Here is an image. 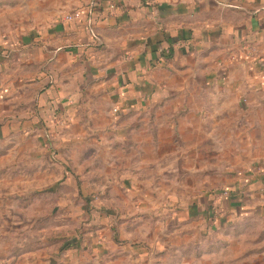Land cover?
Here are the masks:
<instances>
[{"label":"crops","instance_id":"1","mask_svg":"<svg viewBox=\"0 0 264 264\" xmlns=\"http://www.w3.org/2000/svg\"><path fill=\"white\" fill-rule=\"evenodd\" d=\"M72 12L80 19L65 21ZM148 119L152 128L144 127ZM238 131L260 137L261 156L250 165L236 157L224 166L218 157L210 169L197 165L201 178L220 169L228 188L182 207L177 223L213 203L227 216L264 218V0H0V202L16 200L13 210L0 208L4 217L20 215L27 192L47 181L62 180L59 187L80 200L78 182L95 183L94 168L109 170L95 172L105 185L110 170L134 166L126 153L135 147L145 154L159 137L167 138L168 160L181 152L180 138L188 164L196 152L197 162L204 153L215 159V145L221 138L232 145ZM148 135L156 141L139 139ZM47 144L67 161L70 177L45 178L44 169L63 168L46 162ZM145 157L134 167H159ZM117 179L122 187L134 184ZM17 180L19 191L11 187ZM82 210L90 222L106 218ZM73 246L79 244L65 249ZM12 249L0 243V264H54L33 254L13 257L29 246Z\"/></svg>","mask_w":264,"mask_h":264},{"label":"rangeland","instance_id":"2","mask_svg":"<svg viewBox=\"0 0 264 264\" xmlns=\"http://www.w3.org/2000/svg\"><path fill=\"white\" fill-rule=\"evenodd\" d=\"M146 121L144 127L152 128V120ZM61 122L60 125L65 123L63 126H67L66 121ZM236 134L232 145H224L221 142L223 138L219 145H215L220 150L214 154L215 159L210 152L204 153L205 160L197 162L196 152L192 154L195 159L188 164L182 160L184 153L180 138L175 145L181 152L174 154L172 160H168L165 153L169 150L166 137H159V144L155 147L151 143L145 154L134 147V154L131 151L125 154V157H131L129 160L134 161V166H139L138 161L145 155V158L156 159L159 167L139 169L128 166L123 170H110L112 173L105 185L102 181L106 178L97 176L95 172L105 174L109 170L94 168L92 178L95 183L90 181L91 185L83 188L77 181L80 200H72L68 189L59 187L62 180L56 185L47 181L43 188L35 190L38 192L32 193L31 188L27 192L30 194L26 205L17 209L22 210L20 215L4 217L3 211L0 214V243L3 248L29 246V252H23L18 257L13 255L14 258L33 254L39 258L49 257L54 264L57 260L62 264H264V218L238 213L227 216L220 213L213 203L207 213L177 223L176 214L182 207L206 195H220L228 188L226 178L219 176L220 169H213L209 177L201 178L203 169H198L197 165L203 164L210 169L213 167L211 163L216 162L218 157L221 166L234 157L238 159V164L250 165L261 156L257 144L260 137L254 136V133L246 137L243 131ZM152 138L157 139L155 136ZM152 138L148 135L139 139ZM46 146V162L49 159L63 168L59 174L57 170L44 169L45 178L70 177L72 172L67 161L60 160L50 144ZM262 153L264 155V150ZM62 155L67 158L66 154ZM241 171L242 168L237 169V172ZM118 177L129 178L131 183L134 181L132 188L122 187ZM86 178L89 180L91 177ZM32 183H35L33 187H37L38 180ZM22 184L17 180L11 187L19 191ZM85 194L90 201L84 197ZM15 202L14 199L0 202V208L10 207L13 210ZM96 203L99 205H93ZM84 206H89V211L104 213L106 218L94 215L90 222L82 210ZM98 221L108 229L106 236L95 225ZM77 243L78 248L73 246L72 252H67L68 246Z\"/></svg>","mask_w":264,"mask_h":264},{"label":"built area","instance_id":"3","mask_svg":"<svg viewBox=\"0 0 264 264\" xmlns=\"http://www.w3.org/2000/svg\"><path fill=\"white\" fill-rule=\"evenodd\" d=\"M110 8L113 9V6H110ZM77 19H80V14L77 13V12H72L71 14L66 15L64 17V20L67 21V22H70V21H73V20H77Z\"/></svg>","mask_w":264,"mask_h":264}]
</instances>
